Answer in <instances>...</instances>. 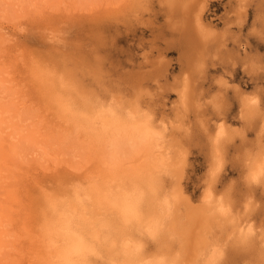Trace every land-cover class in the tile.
I'll return each instance as SVG.
<instances>
[{
  "label": "rangeland",
  "instance_id": "1",
  "mask_svg": "<svg viewBox=\"0 0 264 264\" xmlns=\"http://www.w3.org/2000/svg\"><path fill=\"white\" fill-rule=\"evenodd\" d=\"M262 17L264 0H0V47L3 45L0 50V109L6 105L2 109L4 112H0V121H5H1L0 127L3 126L0 133L6 130L3 134L6 137L2 140L4 147L10 146L8 143L15 144L12 147L13 152L17 150V153H12L15 154L14 158L21 155L20 161L6 154L0 155L3 161H0V165L1 162L3 164L0 171H6L0 172V175L3 173L6 177H0L3 181L0 186L4 188H0V250L4 253L3 259L0 255V264H28V237L22 231L30 230L29 221L36 211H44V208L47 212L49 204L47 205L48 201L45 202V193L50 190L49 185L53 179L60 175H72L77 178V182L82 180L84 186V183H89L86 180H91L90 177L96 179V175L109 171L118 164L125 166L134 163L132 158L136 149L133 147L131 149L124 145L126 148L123 151L120 143L119 152L112 153L110 146L93 133L91 135L95 138L91 139L95 140L94 146H86L89 144L85 141L87 138L76 137L83 128L76 125V122L74 124L72 119L67 123L75 126L71 125V135L68 132L64 138L63 133L59 132L61 129H58L63 127L62 122H59V126L58 121L53 120V105L50 110L42 102V97L38 96L39 93L31 82H26V72L30 73L33 69L39 73H36L37 77L40 76L38 79L45 82L43 86L48 89L52 87L51 97L55 107L59 99H71L77 105L85 103L89 107L103 102L102 105L113 104L121 112L125 108V113L130 112L135 117L138 115V118L143 116L142 118L150 120L153 130L150 139L157 146H162L164 154L167 152L163 154L167 158L166 169L160 171L156 178L154 192L165 189L166 194L173 197L174 217L179 219L184 216L188 219L187 224L182 225L184 228L178 226L179 230L186 232L183 242L173 239L169 233L162 234L163 239L167 236L164 241L161 236L158 240H152L140 232L133 233V239L138 244L143 242L142 256H150V260L155 256L163 257L162 251L168 250L166 245L170 242L171 253H178L171 255L174 256L171 258L168 255L171 254L170 250H166V258L173 260L180 253V260H175L177 264L183 262L184 253L186 255L191 248L196 249L197 252L193 250L196 254L204 250L211 241L199 242V249L196 244L191 243V248H186V234L189 231L186 227L189 229L196 223L194 219H199V215L191 216L194 212L187 202L199 204L201 209H205V194L213 203L218 202L228 184L237 177L247 176L249 153H252V166L257 168L260 164L258 153L264 133V107L248 109L245 107L244 98L255 96L260 99L261 90L264 89ZM9 84L17 88L10 91ZM15 103L20 108L17 111L14 110ZM31 109L36 114L33 115ZM219 123L222 125L221 129H224L217 144L215 127ZM31 130L37 131L40 136L38 139H43V143H39L37 139L38 142L34 139L29 142V136L33 135ZM48 130H53L58 135L53 140L47 139L45 131ZM23 131L24 136H17V133ZM27 131H30L29 135H25L28 134ZM42 131L45 136H42ZM7 133H13L17 140L19 137L20 142L25 141L27 144L20 146V142L16 140L19 146L17 144L15 147L16 143L13 142L16 138L10 139L13 136ZM32 135L31 138H35ZM26 137L28 141L23 139ZM58 138L63 142L62 145ZM32 141L37 147L33 146ZM56 148L57 151L60 150L57 159L46 161V158L40 156L42 153L55 152ZM34 154L38 155L36 157L41 162L38 167L32 162L35 159ZM218 157L223 160V168L213 178L212 172L217 166ZM96 158L100 159L101 164ZM88 168L92 171L87 176L88 179L80 178V173ZM30 184L33 186L25 192L22 186ZM9 187L13 189L11 194L16 195L12 194L13 197L10 194V199V196L7 197ZM5 189L8 192L5 193ZM72 189H63L62 195L70 194ZM250 190L253 193L252 198L256 199L259 192L264 191V184L254 185ZM237 191L243 189L238 187ZM256 202H259L258 199ZM245 203L246 199L241 196L231 206L235 223L224 224L225 238L232 232L238 235L243 230L246 233L253 224L258 232L259 213L246 215L243 210ZM202 218L204 223H201L200 228L204 227L207 219L204 215ZM193 226L197 230L196 225ZM159 239L163 245L159 243ZM215 239L214 236L213 240ZM256 239L259 240L258 235ZM115 250L112 248L110 252L117 253V248ZM149 252L153 253L152 258ZM115 253H111L114 255L112 257L118 255ZM258 254L257 245L255 251L235 250L229 254V259L233 264H245L246 261L258 257ZM105 256L108 259L107 251L99 258V264H106ZM112 257L109 256V259ZM194 257L189 258L191 260L187 261L188 264L196 261V257L204 259L202 255ZM119 258L117 259L122 260Z\"/></svg>",
  "mask_w": 264,
  "mask_h": 264
},
{
  "label": "bare ground",
  "instance_id": "2",
  "mask_svg": "<svg viewBox=\"0 0 264 264\" xmlns=\"http://www.w3.org/2000/svg\"><path fill=\"white\" fill-rule=\"evenodd\" d=\"M189 22H191V21L189 20ZM0 36H1V34H0ZM4 37L6 38V35ZM5 40H3V41H5ZM2 43H4V42H2ZM1 47H0V50H1ZM17 69H19V68H17ZM17 71H19V70H17ZM36 73H38V72H35L34 69H33L32 72L30 71V73L27 71L26 72V74H27L26 75V79H27L26 82L28 84H29V82H31L32 86H34L36 88V90L38 91V93H39L38 96L42 97V102L44 101V104H46L48 107H50V110H51V106L53 105L54 109L51 110V111H53L52 113H54L53 120L56 121V122L58 121V123L59 122H62L63 127L59 123L60 124L59 126H61V128H58V129L59 130L61 129V130L60 131L58 130V131L61 132V133H63V137L64 138H65L66 134L68 132H70V127L73 128V126H71V125H74L75 124L74 122H76V125L79 124V127L83 128V130H85V132H82L83 130H80L79 129L81 132H79V135L76 136V137L81 138V139L82 138L83 139L87 138L85 141H88L89 144L86 145V146H94L95 143H93V141H95V140L93 139V141H92L91 137L93 138L94 136H97V138L100 141L103 140L104 142L107 143V145L110 146V149H111L112 153H118L119 152V149L121 148L120 147V143L123 145V147L121 148L123 151H125L124 149L126 148V147L124 148V145H126L128 148L130 147L131 149L135 148L136 151L134 150L135 152H134L133 158H132L133 161H134V163H130L129 165H125V166L122 165V164H118L115 167L110 168L109 171L107 170L108 172L107 171H104L100 175L99 174L96 175L95 176L96 179H92V177H90L91 180H89L87 178V176L90 175V173L92 172L90 168L85 169V171L82 174L80 173V178H86V179H88V181L86 180V182H89V183L90 182H95L97 185H99L101 187L111 188L113 190L111 199H115L117 201V204H118L117 207H112L108 203V201L101 202L100 199H99V197H98L97 192H95L93 190H89L87 188V185L89 183H86V185H85V183L83 182L84 183L83 184L84 186H82L78 192H77V190L75 188H73L72 191L70 192V194H68V195H65V194L62 195V199L56 205V207L53 208L50 205H48L49 203H47V205L49 206L48 207L49 209L48 208L46 209L47 212L45 211L44 208L42 209L44 211L39 210V211H36L35 212L36 214L32 217L31 221H29L31 224L28 223V222H26V223L30 224V225H28V227L30 228V230H28L26 228L28 230L27 232H25V230L22 231V233H24V234L26 233V236L28 237L27 248L30 251L29 252L30 255H28V258H29L28 264H66L67 261H77V260H80V259L84 258L85 256H87V258L90 261H92L93 264H97L99 258L102 257V256H104L105 253H106V251L108 253V256H107L108 259H106V256H105V261H108V260H111V259L118 260L117 258H119V257L122 260L133 258V257H126V256H124L122 254V252H123V250L125 248L128 251L131 252L138 245V242L135 239H133L134 236H132V234L135 233V232H138V233L140 232L141 234L144 233L147 236V233H146L145 230H146V228H147V226H148L151 218L154 217V216L159 215L160 212H161V210H162V206H161V203L160 202L166 197V195H167V197H169L168 194H166V191H164L165 190L164 188H163L164 189L163 191L162 190L161 191L159 190L160 191V193H159L160 195L159 196H157V192H159V191L154 192L155 189H156V186H157V180H156V178H158V176L160 174V171L166 169L165 168L166 167V165H165L166 161L165 160L167 158H165L163 156L164 153H163V150L161 149L162 146H160L159 144H158V146L156 144H154L152 142V140L150 139V137H149L150 134H151V132L153 131L151 129L152 128V124L150 123V120L147 119V118L146 119L145 118H142L143 116H141V118H138L137 117L138 115H136V117H135V114H130V112L129 113L128 112L125 113L124 112V111H126L125 108H123L124 111L121 112L120 111L121 109L120 110H117L118 108L116 109L115 108L116 106L114 107L113 104L111 105V104L108 103V105H102L103 102L100 105L96 104L98 106L92 107L93 105L92 106L90 105L91 107H89L88 105L86 106L85 103H83L82 105H79V104L77 105V103H75L76 101H74V100L73 101L71 99L60 100L59 97H55L54 96L55 98H58L59 99L58 100V103H57V105L55 107L54 102H53L54 100L51 97L52 96L51 95V93H52L51 91L52 90L50 88H52V87H50L48 89V87L46 88V86H43V84L45 85V82L43 81V83H42V80L38 79V77H40V76L37 77ZM38 75H39V73H38ZM24 81H25V79H24ZM11 82H14V81H11ZM23 84H26V83H23ZM21 86H23V85H21ZM9 87L11 88V89L9 88L10 91L12 89H16L17 88V87H14V86H10V84H9ZM12 87H14V88H12ZM183 88H184V86H183ZM47 89L50 90V91H48ZM183 91H186V90H183ZM40 97H39V99H40ZM186 99H188V98H186ZM110 101H107V102H110ZM6 102H8V100ZM55 102H56V100H55ZM83 102H86V101H83ZM113 103H114V101H113ZM2 104H3V102H2ZM86 104H87V102H86ZM14 105L16 106V108L14 107L15 108L14 110L17 111V109L19 108L17 106L19 104L16 105V103H15ZM14 105H12V108H13ZM23 106H25V105H23ZM31 106H32V104H31ZM4 107H1V108L4 109ZM42 107H43V105H42ZM39 108H41V107H39ZM2 109H0L1 110L0 112H4V111H2ZM26 109H27V107H26ZM35 109H37V108H35ZM31 110H30V112H31ZM127 111H128V109H127ZM32 113H33V110H32ZM34 114H36V113H33V115ZM136 114H138V113L136 112ZM65 115H67L69 119H66L67 117ZM42 117H43V115H42ZM71 119L73 120V123L74 124L71 123V122H70L71 124L67 123L69 121H72ZM66 120H68V121H66ZM1 121H2V123L5 122L4 119L1 120ZM1 121H0V124H1ZM20 122H21V120H20ZM64 122H66V123H64ZM14 123H18V122H14ZM52 125H54V124H52ZM17 127H16V129H18ZM19 127H21V126L19 125ZM54 127L56 128V126H54ZM221 128H222L221 123H219L215 127V134H216V136H217V133L219 131H221V130L224 129V128L223 129H221ZM6 129H9V128H6ZM28 129H29V127H28ZM56 130L54 129V131H56ZM0 131H1V129H0ZM5 131L2 130L3 133L2 132L0 133V144H1L0 145V155L6 154V155L10 156L11 158H14L15 157V154L13 155L12 153H14V152L17 153L16 152L17 150H15L13 152L12 147H14L13 145H15V144H12L11 145L10 143H8L10 146H8V147H4L3 146L4 142L2 143V140H4V136L5 135H3V134L5 133ZM14 131H15V129H14ZM31 131L33 132V135L31 134L32 137H35V138H31V135H30L29 136V138H30L29 142H31V139H34V140L37 139L39 141V143H41L43 141V139L42 140H40L41 138L38 139V137H40V136L37 133V131L36 130H35L36 132L33 131V130H31ZM40 131H41V129H40ZM40 131H39V133H40ZM54 131L53 130L45 131V132L48 133V134L46 133L47 139H52L53 140V137H55V136L58 135V134L55 135L56 133ZM20 132L17 133L18 135L15 132V135H17V136L20 135V137H22L21 134H23L24 131L22 133H20ZM27 132H28V134L26 133L25 135H29L30 134V131H27ZM42 133L41 134L43 136L44 135V131H42ZM91 133H93L94 136H92ZM8 134L9 133H7V135ZM12 134H9V136L12 135ZM192 134H190V135H192ZM15 135H12L13 136L12 138L10 136V139H12V140H14L16 138L13 143H16V140H17V136H15ZM36 135H38V136H36ZM69 135H71V132H70ZM23 136H24V134H23ZM67 137H68V135H67ZM19 139H21V138L18 137V140L17 141H19ZM23 139H26V141H28L27 137L26 138H23ZM61 139H63V138L61 137ZM61 139H59L60 140V143L59 144H61V142H62ZM215 139H216V137H215ZM7 141L9 142L10 140H7ZM22 142H20V146H22L21 144H25L26 143L25 141H22ZM32 143H34V141H32ZM17 144H18V142L16 143V146L15 147H17ZM18 146H19V144H18ZM33 146L37 147L35 145V143H34ZM108 148H106V149L108 150ZM20 149H21V147H20ZM20 149H18V150H20ZM6 150H8V152ZM4 151L7 152L8 154L5 153ZM35 151H36V153H40L38 150H35ZM52 151H53V149H52ZM56 151H57V148H56L55 152H52L53 154L52 153H49V154H43L42 153V155H40L41 154L40 153L39 155L42 156V158H46V161L47 160H54L56 158V156L58 157L57 154H58V151H60V150H58L57 152ZM94 151H96V149ZM19 152H21V151H19ZM19 152H18V154H20ZM101 152H102V150H101ZM20 156L21 155H18V157H16L17 160L20 159L19 158ZM36 156H38V155L34 154V158L35 159L32 160V162H33V165L35 167H38V165L41 162H40V159H38V157H36ZM50 157H53V159L50 158ZM16 158H14V159H16ZM39 158H41V157H39ZM42 158H41V160H42ZM60 158H61V156H60ZM120 158H122V157H120ZM96 160H98L100 162V159H97L96 158ZM0 161H2V160L0 159ZM2 162H1V165L3 166ZM129 162H131V161H128V163ZM173 162H175V160H173ZM99 164H101V162ZM171 166H172V164H171ZM4 167L8 168L7 166H4ZM99 167H102V165L99 166ZM99 167H98V169L99 170H102ZM2 168L3 167H1V169ZM18 168H19V166H18ZM0 172H3L4 173L6 171H0ZM3 173L0 175L1 178L3 176L5 177V174H3ZM60 176H62V175H60ZM4 177H3V179H4ZM1 178H0V182L2 181ZM216 179H217V177H216ZM81 181H78V182L81 183ZM1 183H3V181ZM4 183H6V182H4ZM81 185H82V183H81ZM5 186L8 187L6 184H5ZM32 186H33V184H30L28 186H22V188L25 190V192H27V191L30 190V188ZM1 187L2 186H0V188ZM2 189H4V188L2 187ZM6 189H5V193L8 192V191H6ZM11 189L12 188L9 189V192L7 193L8 194L7 197L10 196ZM12 191H13V189H12ZM125 192L132 193L133 195H131L129 197H126L125 196ZM139 193H143L144 195H143V198L138 201L137 200V195ZM13 195L16 196L15 193ZM12 196H10L8 198L10 199V198H12ZM205 196H206V194H205ZM205 196H204V198H206ZM207 197H208V195H207ZM13 200H15V199L13 198ZM9 201L12 202V200H9ZM45 202H47V200H45ZM38 205L40 206L39 203H38ZM44 206H46V205H44ZM7 208H8V206H7ZM125 208L127 209V213H128L127 218L125 217V214H124V209ZM186 208H185V210H186ZM186 211H188V210H186ZM136 212L139 213L140 219H136L135 218L134 213H136ZM195 214L196 213H193L191 216H194ZM198 215H199V219L200 220L198 218H197L198 220H195L194 219V221L196 223L191 225L193 228L191 226H190L189 229H188V227H186V230H189V231H187L188 234H186V237L188 239V240H186V246H188L186 248H189L191 246V244H194V245L196 244L195 245L196 247L197 246L200 247L201 245L199 246V244L203 243L202 240H201V234H200L201 233V229H202V228H200L201 223H204L203 218H202V215L203 214H196L195 216H198ZM16 217H17V215H16ZM192 222H193V219H192ZM25 224H23V225H25ZM193 225H196L195 227L197 228V230H195V228H194ZM180 230H183V229H180ZM0 233H1V231H0ZM184 233H186V232L184 231ZM164 235H165V233H164ZM170 235H169V237H171ZM136 237H137V235H136ZM143 237H145V235ZM161 237L163 239V236L162 235H161ZM165 237L167 238V236H165ZM165 237H164V239H165ZM140 238H141V236H140ZM113 239L116 241V245H117L116 248L118 250L117 253H120V254H118L116 256L117 258L116 257H112V255L115 252H110V251H112L111 242H112ZM142 239H144V238H142ZM164 239H163V241H164ZM195 240H196V242H195ZM14 241H15V239H14ZM141 241H143V240H141ZM161 241L162 240H160L159 243ZM9 242H10V240H9ZM157 242H156V245L158 244ZM199 242H201V243H199ZM22 243L23 244H26L25 242H22ZM170 243H168V245H166L167 242L165 243V245L168 246V250H170L169 249L170 248L169 247ZM160 244H162V242ZM178 244H179V242H178ZM162 245L160 247H162ZM184 246L185 245H182V247H184ZM198 247H197V249H199ZM11 248L13 249V247H11ZM0 249H2V248L0 247ZM90 249H94L95 252L98 253V255H92L90 253V251H89ZM162 249H163V247H162ZM193 250L196 251L195 248L194 249L191 248L189 251H187V249H186V251L188 252V253L186 252L187 253L186 255L184 253V256L186 257V259L182 255L184 257V260H186L185 262L190 261L191 259L195 258L194 256H196V255H200L199 253H201L203 251V250L202 251H199V253L196 254L197 251L194 252ZM114 251H116V250L114 249ZM156 251H158V250H156ZM165 251H162V253H164L163 257L165 256L164 257L165 259H167L166 257L168 255L171 256V255L174 254V256H175V254L178 253V251H177L176 253H173L172 254L171 253V250H170V253L171 254H168L166 256L167 253ZM172 251L174 252L176 250H172ZM179 251H182V250H179ZM111 253H113V254L111 255ZM117 253H115V254H117ZM146 253H148V252H146ZM162 253L159 254V255H162ZM150 254H152L151 255V258H152L153 253H150ZM0 255H2V258L1 257L0 258L3 259L4 253L1 252V250H0ZM180 255L181 254L179 253V255H177L179 257L176 256V258L174 260H177V258H179L178 260H180ZM109 256L112 257V258L109 259ZM145 256H147V255H145ZM145 256H141V257H137V258H143L145 260H148L149 257H150L149 256L148 258H145ZM154 256H155V254H154ZM174 256H171V258H173ZM36 257H38V258H36ZM159 257H162V256H159ZM183 257H182V260H183ZM197 257H196V260H198L200 258V256H199L198 259H197ZM103 258H102V260H103ZM157 258L155 256V258H153V259H157ZM189 258H191V259L189 260ZM31 260H33V261H31ZM184 260H183V262H184ZM105 261L103 260V262H105ZM178 262H181V261H178ZM183 262H181V263H183ZM189 264H191V262H189Z\"/></svg>",
  "mask_w": 264,
  "mask_h": 264
},
{
  "label": "snow or ice",
  "instance_id": "3",
  "mask_svg": "<svg viewBox=\"0 0 264 264\" xmlns=\"http://www.w3.org/2000/svg\"><path fill=\"white\" fill-rule=\"evenodd\" d=\"M32 7H35L33 5ZM264 19V17H262ZM245 107L248 109H255L257 106L264 107V89L261 90V97L257 99L255 96L244 98ZM223 135V131H219L216 137V143L219 144L220 138ZM260 164L258 168L252 166V153L247 156V166L248 174L246 177H237L232 183L228 184L224 191L219 197V201L213 203L211 199L205 198L204 203L207 205L205 209H201L199 204H193L191 201L187 203L190 205L191 209L196 214H203L207 219L204 227L201 229V240L211 241L208 243L200 255L204 257L203 260H196L191 262V264H233V261L229 259V254L238 249H246L255 251L257 245L259 247L258 257H254L245 262V264H264V191L259 192L256 199L252 198V191L254 185L264 184V133L261 136V146L258 153ZM223 168V160L218 157L217 166L213 169L212 176L215 178L218 171ZM77 181V178L72 175L59 176L53 179L49 185V191L45 193V198L47 199L51 207H56V205L62 199V190L65 188H75L77 192L80 190L82 185ZM243 189V191L238 192L237 188ZM89 190L97 192L98 197L101 202L108 201L112 207H117V201L111 199L113 190L111 188L101 187L95 182H90L87 185ZM133 195L132 193L125 192V196L129 197ZM143 193L137 195V200L143 198ZM243 197L246 199L244 205V213L246 215L252 216L259 213V230L257 232L255 225L249 227L248 231L245 233L243 230L237 235V233L232 232L228 234L225 238L223 234L224 224L231 222L235 223V217L232 213V205L237 201L238 197ZM172 197H165L160 203L162 210L159 215L151 218L147 228L146 233L152 240H158V238L164 233H170L173 239H180L183 242L185 233L178 229V226L185 225L187 223V217L181 216L179 219L174 217L173 214V203ZM195 199V198H193ZM227 202V203H226ZM125 217L127 218V209H124ZM136 219H140L139 213H134ZM217 233L219 235L217 236ZM257 235L259 240L257 241ZM216 237L213 240V237ZM111 247L115 249L117 247L116 241L113 239L111 242ZM92 255H98L94 249L89 250ZM144 251V246L138 244L134 250L131 252L126 248L123 250L122 254L126 257H133L131 259L116 260L111 259L106 261V264H176V261L165 259L164 257H159L157 259L145 260L141 257ZM120 254V253H117ZM66 264H93L87 256L77 261H67ZM99 264V262H97ZM188 264V262H186ZM239 264V262H236Z\"/></svg>",
  "mask_w": 264,
  "mask_h": 264
}]
</instances>
